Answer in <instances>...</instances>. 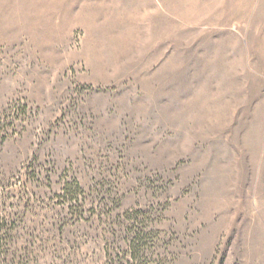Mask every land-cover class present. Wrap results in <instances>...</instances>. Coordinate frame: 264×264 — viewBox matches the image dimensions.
<instances>
[{"label": "rangeland", "instance_id": "obj_1", "mask_svg": "<svg viewBox=\"0 0 264 264\" xmlns=\"http://www.w3.org/2000/svg\"><path fill=\"white\" fill-rule=\"evenodd\" d=\"M0 264H264V0H0Z\"/></svg>", "mask_w": 264, "mask_h": 264}]
</instances>
